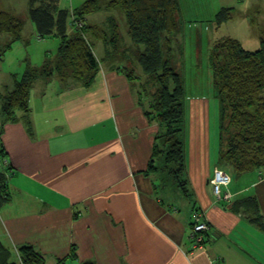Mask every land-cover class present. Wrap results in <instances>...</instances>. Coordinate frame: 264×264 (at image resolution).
Returning a JSON list of instances; mask_svg holds the SVG:
<instances>
[{"label": "crops", "instance_id": "obj_1", "mask_svg": "<svg viewBox=\"0 0 264 264\" xmlns=\"http://www.w3.org/2000/svg\"><path fill=\"white\" fill-rule=\"evenodd\" d=\"M49 37L37 40L46 44ZM24 44L29 48L31 41ZM50 49L44 45L32 65L41 66ZM32 56L25 47L23 59L33 61ZM18 73L11 74L9 92ZM131 86L124 74L101 66L89 87L68 71L35 81L30 123L18 111L19 119L4 124L0 138L8 152L12 195L0 209V239L16 249L33 245L45 264L68 257L69 264H264V230L251 221L264 216V168L243 174L234 169L232 201H217L211 179L230 163L222 166L220 151L214 159L206 141L205 100H193L191 141L184 138L188 194H183L190 207L167 205L152 177L158 170L149 167L161 128ZM256 171L246 183L244 176ZM246 199L257 203L258 213ZM196 209L210 225L197 249L190 238Z\"/></svg>", "mask_w": 264, "mask_h": 264}, {"label": "trees", "instance_id": "obj_2", "mask_svg": "<svg viewBox=\"0 0 264 264\" xmlns=\"http://www.w3.org/2000/svg\"><path fill=\"white\" fill-rule=\"evenodd\" d=\"M61 0H30V17L40 38L52 35L60 39L57 55L41 66L27 62L21 79L15 76L13 90L3 97L1 134L4 124L16 122L18 111L30 123V96L35 81L49 78L54 72L71 69L74 79L85 87L91 86L99 72V61L88 38L106 37L99 25L85 24L68 34L71 11L60 7ZM110 8L120 7L127 18L133 42L144 45L140 62L145 72L157 83L147 115L160 124L149 167L158 170L156 162L165 156L166 165H174L172 172L182 190L188 194L186 183L180 179L185 172V107L187 91L185 78L174 64L173 42L180 31L182 7L180 0H111ZM101 9L98 0H87L74 10L78 21ZM232 7H222L217 13L218 25L232 18ZM73 24V22H72ZM23 21L0 10V35L7 34L5 45H0V60L22 37ZM179 35V33H178ZM209 79L220 103V161L231 163L237 174L264 168V40L257 50L246 49L234 37L219 38L208 50ZM161 140V142L159 141ZM8 157L0 142V159ZM6 170L0 167V209L12 199ZM246 205L258 213L257 203L246 199ZM264 230V216L251 220ZM8 249L0 240V264H45V256L33 245L19 247V261H8ZM6 255H2V254ZM74 255V254H73ZM68 258L57 264H69ZM81 264H96L88 261Z\"/></svg>", "mask_w": 264, "mask_h": 264}, {"label": "rangeland", "instance_id": "obj_3", "mask_svg": "<svg viewBox=\"0 0 264 264\" xmlns=\"http://www.w3.org/2000/svg\"><path fill=\"white\" fill-rule=\"evenodd\" d=\"M87 0H61L60 7L74 11L81 7ZM101 9L87 15L88 24L99 25L104 29L106 37L93 38L88 34V38L93 40L92 49L96 54L101 69L106 72L114 71L124 74L132 82L131 92L136 97L141 95L146 109H150L154 93L158 88V83L148 75L141 62L140 56L144 51V45L133 42L129 34L127 18L124 10L120 7L110 8L111 0H98ZM182 7V18L180 19V31L176 34L173 42L174 64L176 69L185 78L187 98L184 138L191 141V101L200 99L206 103V141L210 144L211 153L215 158V152L220 151V103L214 93L208 70V50L213 42L219 38L230 36L239 39L243 46L248 50H257L261 47L264 40V0H180ZM222 7H232V18L227 22L218 25L217 13ZM0 10L6 11L23 21L22 42L14 49L9 50L0 60V118L2 120L3 97L12 88V73H18L20 80L26 70L27 62L33 64L39 54L43 53L44 45L51 48L46 53L45 60L53 59L57 55L59 41L58 38L51 36L47 38L46 44H39L37 40V30L30 17V0H0ZM73 15V14H72ZM77 18L73 15L70 21L74 22ZM85 20V19H84ZM83 26L85 27V21ZM72 24V23H71ZM73 30L76 28L72 24ZM7 34L0 35V45L4 46L8 40ZM56 39V40H55ZM31 41L29 48L32 51V58L24 60L25 47L23 42ZM54 42V43H51ZM39 58V57H38ZM23 59V61H21ZM42 62V61H40ZM18 67L20 69H18ZM23 68V71H22ZM67 75H72L70 68L62 70ZM14 82V81H13ZM15 86V82H14ZM264 96V92L262 93ZM158 122V121H157ZM159 124V123H158ZM194 125V124H193ZM160 126V124H159ZM161 128V127H160ZM193 129V128H192ZM0 127V138H1ZM161 131V129H160ZM193 132V130H192ZM161 142V140H159ZM9 161V158H6ZM156 162L159 165L157 172L152 174L157 184V196L165 201L167 205L176 206L183 211L190 207V202L184 196L183 190L176 179L172 168L174 165H166L165 156ZM221 162V161H220ZM226 162H224L225 164ZM224 166L223 162H221ZM230 165V166H229ZM225 167V166H224ZM227 173L232 176L234 167L230 163L226 167ZM6 170L8 179L10 174ZM255 171V170H254ZM259 171L249 176H244L246 183L252 182L259 175ZM184 180V175H180ZM232 180V179H231ZM254 190V189H252ZM1 236V242L8 250L7 260L19 261L18 249L13 243L7 242ZM2 255H6L5 253Z\"/></svg>", "mask_w": 264, "mask_h": 264}, {"label": "built area", "instance_id": "obj_4", "mask_svg": "<svg viewBox=\"0 0 264 264\" xmlns=\"http://www.w3.org/2000/svg\"><path fill=\"white\" fill-rule=\"evenodd\" d=\"M73 25L75 28L81 29L83 26L82 21L74 20ZM0 167H9V161L5 158L0 159ZM212 192L217 201H224L229 203L233 199V194L229 190L231 184V176L222 169H216L214 176L211 179ZM210 225L206 218L204 211L200 209L194 210L192 214V226L190 238L194 248L202 247L205 243L206 233L209 231Z\"/></svg>", "mask_w": 264, "mask_h": 264}]
</instances>
